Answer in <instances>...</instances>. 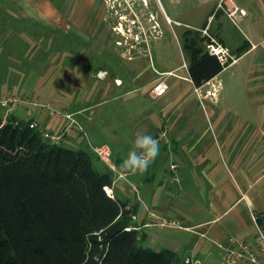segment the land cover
I'll return each instance as SVG.
<instances>
[{
    "label": "crops",
    "instance_id": "crops-1",
    "mask_svg": "<svg viewBox=\"0 0 264 264\" xmlns=\"http://www.w3.org/2000/svg\"><path fill=\"white\" fill-rule=\"evenodd\" d=\"M218 1L164 0L165 6L161 8L175 27L206 30L234 56L227 67L199 88L189 79L183 55L182 64L166 66L160 72L168 87L162 98L173 106L167 118L168 135L180 129L181 134H186L183 150L195 147L200 154L167 162L159 181L145 178L141 184L136 182L139 175L134 176L138 189L134 225L146 235L145 242V230L157 229L154 225L159 226L162 219L176 221L186 236L183 242L167 239V249L174 251L180 261L188 259L197 264H221L220 246L228 237L252 241L256 228L250 213L260 219L264 229V112L253 118L259 106L264 110V0H226L227 8L235 6L246 12L244 17L237 16L235 22L216 8ZM93 3L94 0H0V22L20 25L25 20L69 31L76 17L83 22L82 17ZM6 29L0 35L4 40L23 37L29 27L18 31ZM243 44L246 51L236 56V49ZM180 108H184L183 113H177ZM37 122V127L48 126L46 131L57 126L46 114ZM151 123L156 126V122ZM141 133L150 135L148 129ZM170 165L176 166L175 173L169 171ZM110 170L125 183L131 176ZM153 171L154 167L150 173ZM180 171L178 179L170 178ZM198 214L205 217L193 218ZM182 250L185 255L180 258Z\"/></svg>",
    "mask_w": 264,
    "mask_h": 264
},
{
    "label": "rangeland",
    "instance_id": "rangeland-1",
    "mask_svg": "<svg viewBox=\"0 0 264 264\" xmlns=\"http://www.w3.org/2000/svg\"><path fill=\"white\" fill-rule=\"evenodd\" d=\"M164 6V0H94L82 17L83 22L76 17L69 31L25 20L20 25L0 22V35L6 28L18 31L29 27L23 37L0 38V119L4 122L14 116L38 124L37 119L46 114L57 122L56 128L48 132L62 134L59 145L88 152L99 172H104L107 164L96 159L90 146L107 145L112 170L121 172L115 161L124 159L136 134L148 129L159 140L160 150L152 164L153 174V167H149L136 179L141 184L145 178L159 181L167 162L176 157L196 158L200 152L195 147L183 150L186 134H181L180 129L168 135L167 118L173 110L172 103L151 94L154 83H166L162 69L183 62L179 43L184 30L167 20L161 9ZM194 97L198 100L199 96L195 93ZM183 109L177 113H183ZM263 112L259 106L253 118ZM47 128L38 126L41 131ZM163 133L165 137L159 138ZM205 140L206 136L201 139ZM168 168L170 172L177 171L171 165ZM181 172L170 178L178 179ZM117 175L113 173L112 194L129 206H136L138 189L134 176L127 177L125 183ZM154 226L157 229L144 231L148 240L143 246L156 251L168 248L167 239L183 242L186 236L177 227ZM184 255L185 250L178 254L180 258Z\"/></svg>",
    "mask_w": 264,
    "mask_h": 264
},
{
    "label": "trees",
    "instance_id": "trees-1",
    "mask_svg": "<svg viewBox=\"0 0 264 264\" xmlns=\"http://www.w3.org/2000/svg\"><path fill=\"white\" fill-rule=\"evenodd\" d=\"M208 41L200 30L180 35L195 88L231 63L210 55ZM33 123L0 119V264H185L170 249L143 246L137 207L107 192L110 168L99 172L88 152L49 143Z\"/></svg>",
    "mask_w": 264,
    "mask_h": 264
},
{
    "label": "built area",
    "instance_id": "built-area-1",
    "mask_svg": "<svg viewBox=\"0 0 264 264\" xmlns=\"http://www.w3.org/2000/svg\"><path fill=\"white\" fill-rule=\"evenodd\" d=\"M225 1L226 0H219L216 8L222 10L227 18H229L232 22L237 20V16L244 17L246 15L245 10L239 9L235 6L227 8ZM201 33L202 35L207 36L209 39V41L205 44V48L210 55L216 56L221 64H227L228 61H233L234 56L231 54L228 48L221 45L212 36H209L206 30H202ZM154 72L157 73L156 71ZM167 90L168 87L163 81L154 83L151 90L152 97L155 99H160L166 95ZM65 117L68 119L71 118L70 115H66ZM32 126H37V124L34 122ZM40 133L44 140L52 144H59V141L62 139V134H52L48 131L46 132L41 130ZM164 137V133L159 135V138ZM262 145L264 146V140L262 141ZM90 149L96 159L106 163L111 169H113L110 163L111 152L107 145L101 144L93 147L90 146ZM175 168V165L171 166V169ZM107 192L109 195H112L111 189H107ZM250 219L256 228V235L252 241L228 237L220 246L221 264H264V229H262V227L259 225L258 217L254 213H250ZM159 227L182 228L178 222L165 219L161 220ZM184 263L197 264L198 262H192L191 260L187 259L184 261Z\"/></svg>",
    "mask_w": 264,
    "mask_h": 264
},
{
    "label": "clouds",
    "instance_id": "clouds-1",
    "mask_svg": "<svg viewBox=\"0 0 264 264\" xmlns=\"http://www.w3.org/2000/svg\"><path fill=\"white\" fill-rule=\"evenodd\" d=\"M160 142L152 135L138 132L131 150L118 165L119 170L131 176L145 174L159 155Z\"/></svg>",
    "mask_w": 264,
    "mask_h": 264
},
{
    "label": "bare ground",
    "instance_id": "bare-ground-1",
    "mask_svg": "<svg viewBox=\"0 0 264 264\" xmlns=\"http://www.w3.org/2000/svg\"><path fill=\"white\" fill-rule=\"evenodd\" d=\"M119 83V82H118Z\"/></svg>",
    "mask_w": 264,
    "mask_h": 264
},
{
    "label": "flooded vegetation",
    "instance_id": "flooded-vegetation-1",
    "mask_svg": "<svg viewBox=\"0 0 264 264\" xmlns=\"http://www.w3.org/2000/svg\"><path fill=\"white\" fill-rule=\"evenodd\" d=\"M94 4V3H93Z\"/></svg>",
    "mask_w": 264,
    "mask_h": 264
}]
</instances>
